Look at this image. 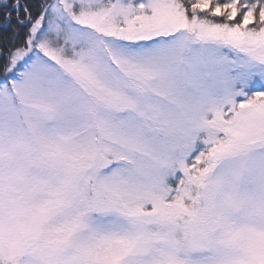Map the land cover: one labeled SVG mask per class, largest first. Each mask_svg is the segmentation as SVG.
<instances>
[{"label": "snow or ice", "instance_id": "obj_1", "mask_svg": "<svg viewBox=\"0 0 264 264\" xmlns=\"http://www.w3.org/2000/svg\"><path fill=\"white\" fill-rule=\"evenodd\" d=\"M0 264H264V0H0Z\"/></svg>", "mask_w": 264, "mask_h": 264}]
</instances>
